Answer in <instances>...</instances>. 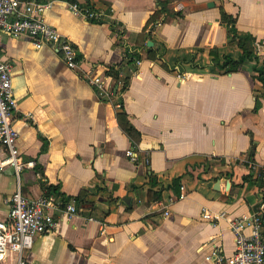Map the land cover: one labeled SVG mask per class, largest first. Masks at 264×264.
I'll list each match as a JSON object with an SVG mask.
<instances>
[{"label":"crops","instance_id":"crops-1","mask_svg":"<svg viewBox=\"0 0 264 264\" xmlns=\"http://www.w3.org/2000/svg\"><path fill=\"white\" fill-rule=\"evenodd\" d=\"M43 18L82 68L116 73L114 96L101 97L48 47L0 31L18 108L32 115L13 120L16 145L34 162L19 178L0 167V217L18 187L28 198L82 196L74 216L35 237L26 264H215V247L230 256L229 221L264 210V0H54ZM143 29L133 74L124 44L137 47ZM225 55L242 57L235 72L221 70ZM202 208L224 216L210 221Z\"/></svg>","mask_w":264,"mask_h":264},{"label":"built area","instance_id":"built-area-1","mask_svg":"<svg viewBox=\"0 0 264 264\" xmlns=\"http://www.w3.org/2000/svg\"><path fill=\"white\" fill-rule=\"evenodd\" d=\"M54 0H0V31L13 37L29 36L36 48L48 47L57 54L65 66L77 72L101 97H112L114 92L107 83L108 76L94 74L91 68H82L74 46L68 37L43 18V12ZM74 15L87 19L99 17L104 12L93 11L78 3L69 4ZM140 59L132 63L131 73H136ZM13 64L0 50V146L4 155L0 167L10 166L17 178L33 161H24L16 145L19 133L13 125L16 118H32L30 112H20L12 86ZM189 75H181V80ZM132 156L133 152L126 151ZM9 206L5 217H0V261L8 254H15V264H26V253L32 248L36 236L52 232L61 219H70L77 212L71 201L62 204L59 197L38 196L28 198L18 187L7 199ZM202 217L210 221L219 220L224 214L201 209ZM169 212L165 211L167 215ZM234 235L235 250L225 256L218 248L211 250L215 264H264V215L263 210L229 221ZM250 228L249 233L245 232Z\"/></svg>","mask_w":264,"mask_h":264},{"label":"trees","instance_id":"trees-1","mask_svg":"<svg viewBox=\"0 0 264 264\" xmlns=\"http://www.w3.org/2000/svg\"><path fill=\"white\" fill-rule=\"evenodd\" d=\"M67 1L75 2V0H67ZM83 6L88 8L89 10L98 11L88 4H85ZM226 18H228L229 23H231V24L233 23V20H231V17L227 16ZM88 20L91 22H94V23H103L104 22L99 17L90 18ZM150 20H152V19H150ZM109 27H110L111 31H114V24L113 23H109ZM230 32L236 36L234 26H231ZM149 38H150V34L146 33L145 29H143L142 32L138 36L137 47H131L127 44H124L125 51H126L125 53H126V56L129 58L130 65H132V63L136 59H140V52L139 51H140L141 47L144 46V41L149 39ZM162 49H163V47H162ZM210 52H211V55L213 56V59L218 60L216 50H211ZM241 60H242V57L233 58L232 56L225 55L224 61L220 64L221 70L223 71V73L235 72L237 70V67H238L239 63L241 62ZM115 71L116 70L112 67V68L107 69L106 74L112 75V73L113 74L116 73ZM259 79L264 83V74L262 72L259 73ZM126 85H127V82L125 80H123V89L125 88ZM121 107H123V104L121 105ZM123 128L126 131L127 135L132 136V132H131L132 126L131 125H130V128H128V127H123ZM244 180L250 182L251 178H250V176H246V177H244ZM173 185H174V188L176 191L178 188V185H179V179H175L173 182ZM51 190H52L51 193H58L57 192L58 189L56 187H52ZM81 198H82V196H76L74 198V201H75L74 204L76 206V209L78 206L82 205L81 200H80ZM68 200L69 199L66 197L61 198L62 204L68 203ZM263 215H264V210H263Z\"/></svg>","mask_w":264,"mask_h":264},{"label":"water","instance_id":"water-1","mask_svg":"<svg viewBox=\"0 0 264 264\" xmlns=\"http://www.w3.org/2000/svg\"><path fill=\"white\" fill-rule=\"evenodd\" d=\"M152 45H153V41L148 40V41H147V46H152Z\"/></svg>","mask_w":264,"mask_h":264}]
</instances>
